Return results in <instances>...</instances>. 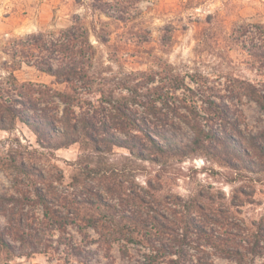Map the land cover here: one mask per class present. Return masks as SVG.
<instances>
[{
	"label": "rangeland",
	"instance_id": "rangeland-1",
	"mask_svg": "<svg viewBox=\"0 0 264 264\" xmlns=\"http://www.w3.org/2000/svg\"><path fill=\"white\" fill-rule=\"evenodd\" d=\"M64 42L73 46L70 54ZM67 56L85 62L88 83L63 82L38 67H57ZM153 72L180 74L190 89L171 94V108L158 113L130 105L150 135L190 143V124H200L219 141L203 155L161 156L133 131L143 137L144 159L119 146L96 152L80 141L45 147L16 120L0 129V163L23 162L41 178L34 185L36 178L14 167L0 169V232L12 244L11 254L0 247V264H239L212 237L246 253L245 264H264V254L250 255L253 222L264 217V112L251 95L253 88L264 93V0H0V98L24 102L14 84H32L42 92H32L37 111L17 106L50 114L54 130L62 131L67 105L55 92H77L73 122L119 125L113 104L129 95L125 85ZM206 98L220 114L208 111ZM87 167L105 168L120 185L87 177ZM38 192L63 223L46 212ZM96 194L117 211L98 210L94 228L81 216L86 207L96 211ZM190 215L196 225L187 228L182 220Z\"/></svg>",
	"mask_w": 264,
	"mask_h": 264
},
{
	"label": "trees",
	"instance_id": "trees-1",
	"mask_svg": "<svg viewBox=\"0 0 264 264\" xmlns=\"http://www.w3.org/2000/svg\"><path fill=\"white\" fill-rule=\"evenodd\" d=\"M58 46V45H57ZM62 50L67 54L72 51L73 46L71 44H66L65 42L61 44ZM85 62L81 60H75L73 57L67 56L65 61H62L57 67H54L52 63L41 66V70L55 76L57 79L63 82H72L74 83L77 80H83L84 84L88 83V72L86 69ZM148 74V73H147ZM158 74V77H157ZM149 76L144 80H133L131 84L125 85L129 91V95L124 96L125 101L118 102V104H113V108L116 110L117 117L120 119L119 125L109 126L106 121L97 122L93 118L84 117L79 124L73 122V118L69 111V105L74 104L79 96L77 92L75 93H66V92H55V96L59 97L67 105L64 109V116L60 120L62 122V131L54 130L56 119L48 113L37 114L32 116L29 114H24L22 110L17 106L18 104H24L28 109L37 111V103L33 98L32 92L42 93L41 91H35L32 84H14L18 95H22L26 101L21 102L19 98H11V101H4L0 98V129L9 130L12 129L15 125L16 120L28 125L31 130L37 135L39 142L45 147L56 146L57 148L67 147L71 143L80 141L84 148H92L96 152H102V144L106 145V149L112 150L114 146L124 147L131 151L132 154L138 156L139 158L149 159L150 156H145V144L142 138L145 136L151 143V147L157 155L166 156H184L188 157L189 155H203L204 150H208L209 147H212L214 141H219V137L216 136L213 132L205 130L200 124H190V127L194 133V137L190 143H180L174 138L167 136L164 133H160L158 139L153 138L150 133L146 130L145 121L139 119L136 116H133L129 113V107L133 104H141L146 108L150 109V113L161 112L162 109L170 106L169 97L171 94H174L178 89L188 88L185 78L177 73H162L158 72L149 73ZM191 79L194 82L198 81L194 75ZM152 84V85H151ZM77 87L73 86L75 90ZM252 97L260 105L264 112V93L259 92L253 88L251 92ZM1 96V93H0ZM208 97V96H207ZM109 100L108 102H111ZM204 103L209 102L212 108H207L211 113L220 114V107L218 103L211 98H206L203 100ZM161 103L159 105L158 103ZM186 105L190 108H196L192 104H188L187 99H185ZM115 128L120 132L125 133L126 137H121L115 132H112V129ZM136 131L140 133L143 137L138 139V134L133 133ZM58 132V133H55ZM57 138L61 140L58 144H53V140ZM232 146V145H231ZM230 146V147H231ZM235 148V146H233ZM232 149V148H231ZM240 153V152H239ZM146 157V158H145ZM153 159V158H152ZM14 167L17 171L27 174L28 176H33L35 179L34 185L37 184V179L41 178V174L35 172L33 168H29L23 162L13 161L10 163H0V169L8 171ZM83 174L87 177H91L96 181H104L103 183H108L107 186H110V183L120 185V182L110 178L108 176V170L102 167H87L84 168ZM110 178V179H109ZM112 184L111 186H113ZM97 195V194H96ZM39 201L43 204L47 213H49L57 222L60 224L62 222L61 216L56 213L54 208L50 204V200L47 194L38 192ZM98 202L96 211H90V208L86 207L85 211L82 214V220L89 226L97 228L99 226L100 217L99 211L102 213H107L112 211H117L114 205L107 204L101 195H97ZM5 199L3 194H0V202ZM111 209V210H110ZM80 211V210H79ZM94 211V212H93ZM101 213V214H102ZM113 220V222L124 228L127 223H125L121 218ZM184 226L187 228L190 226H195L196 223L194 218L190 215L182 220ZM135 223V222H134ZM138 223V222H137ZM164 226V225H163ZM252 234L254 240L252 245H250V255H261L264 254V217L259 222H253ZM202 235L207 234V230L204 227H195ZM212 243L217 247H220L222 251L226 252L228 256H235L239 264H245L246 253H243L241 250H232L230 248L217 245L215 243V238H210ZM263 242V243H262ZM0 247L6 251L7 254H11L12 244L7 240L6 236L0 232ZM158 250H160L158 248ZM158 256V255H157ZM182 257V255L180 254ZM251 258V256H250ZM180 259H171V264H180Z\"/></svg>",
	"mask_w": 264,
	"mask_h": 264
}]
</instances>
